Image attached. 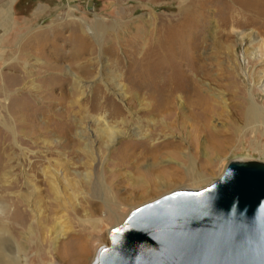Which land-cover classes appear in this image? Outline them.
I'll return each instance as SVG.
<instances>
[{
	"label": "rangeland",
	"instance_id": "rangeland-1",
	"mask_svg": "<svg viewBox=\"0 0 264 264\" xmlns=\"http://www.w3.org/2000/svg\"><path fill=\"white\" fill-rule=\"evenodd\" d=\"M241 5L0 0V199L22 264H75L82 251L92 264L132 209L205 187L231 160H264V17ZM198 66L194 77L214 87L204 86L206 118L184 93L171 116L152 110L157 88L186 87ZM250 98L263 111L257 125ZM103 117L124 132L109 146ZM136 131L171 143L135 158L146 146ZM148 158L159 159L149 175ZM162 168L181 181L154 186Z\"/></svg>",
	"mask_w": 264,
	"mask_h": 264
},
{
	"label": "water",
	"instance_id": "water-1",
	"mask_svg": "<svg viewBox=\"0 0 264 264\" xmlns=\"http://www.w3.org/2000/svg\"><path fill=\"white\" fill-rule=\"evenodd\" d=\"M109 241L92 264H264V161L231 160L205 187L137 206Z\"/></svg>",
	"mask_w": 264,
	"mask_h": 264
},
{
	"label": "bare ground",
	"instance_id": "bare-ground-1",
	"mask_svg": "<svg viewBox=\"0 0 264 264\" xmlns=\"http://www.w3.org/2000/svg\"><path fill=\"white\" fill-rule=\"evenodd\" d=\"M241 2H242L241 6H242V9L244 11L247 12V11L254 8L256 10V12L258 13V17H264V8L262 7V5L259 3L258 0H241ZM240 37L243 39L244 34L241 33ZM199 67L200 66H198L196 70L194 68L191 71V73L189 75H187V79L185 78L186 83H187L186 87L179 89L177 87H172V86H171V88H166V87L163 88L162 86H160L159 88H157L155 99H153L154 101L152 104L153 105L152 110L157 111L159 113L166 112L167 117H168V115L171 116L174 112L177 111V107L179 106V104L181 107L184 106L183 100H181L182 95H177L178 93H180V94L184 93L185 95H188V98L192 103V112L193 113L195 112V116L198 119L200 116L205 117L206 113L204 111H202V108H204L206 111L211 109L213 106V100L209 97V95L204 90V86H206L210 89H212L214 87H212L213 85L204 81L202 78L197 79L194 77V75L201 74V70ZM175 96H177L178 98L174 99ZM177 104H178V106H177ZM215 111H216V109H215ZM245 111L247 113L246 119H247V122L249 124H252V123L254 124L255 121H257L255 123V125H257V123L259 122L258 121L259 118L263 117L262 108L258 104H256V101H254V99H252V98H250V104L248 105V108ZM169 119H170V117H169ZM165 122H167V121H165ZM101 123L103 124V129L101 130V132H102V134H105L107 136L106 140H107L108 146H109V144L113 143L118 138V135H122L124 133L119 128H114V126L107 125L105 117H103V120L101 121ZM261 124L264 125V121H262ZM170 125H171V127L174 126V124H170ZM167 127H169V125H167V126L165 125V128H167ZM133 134L136 136H141L142 138H144L143 140H144L145 145H146L145 147H143V150H145V151L139 153L135 158H141L143 156L145 158L146 157L145 153L147 154L150 152H152V154H157L160 151V148H162L163 146H168L171 143L170 139H165V138L161 141H159L160 138H158L159 139L158 141H156L155 143H152L153 141L156 140V138H152L147 131H145V132L136 131ZM217 149H219V148H217ZM180 152H181V150L179 151L177 149V150L173 151L172 154H178ZM165 154H167V153L165 152ZM131 156H134V154L133 155L131 154ZM158 160L159 159H154V161H152L148 158V162H149V165L147 167V169H148L147 174L148 175L150 173L152 174L154 172L153 167L155 166L156 163H158ZM133 163H136V161L131 162V164H133ZM133 167L135 169H137L140 166H139V164H137V165L135 164V165H133ZM74 173L78 174L77 171ZM53 174L59 176L56 171H54ZM172 174H173V171L170 168H168V169L162 168V169H160V171L155 170V177L157 178V180L154 181V186H156V187L159 185L165 186V185H170L172 183H176V181H181L182 178H180V177L178 178L177 176L172 175ZM163 175L165 176L166 179L164 178ZM172 180H175V181L172 182ZM145 186L147 187V185H145ZM146 187L141 188V190L143 192H146ZM131 200H129V201H131ZM6 207H7V204L4 203V201H2L0 199V264H22L21 254L23 251V247H22L21 243L17 240L14 232L12 231V228L10 227V223L5 220V218H8V217H6V215H7V212L5 211ZM15 216H16V213L14 214V217ZM74 258L76 259V261L74 262L75 264H83V260L85 258L84 251L79 252L77 254V256Z\"/></svg>",
	"mask_w": 264,
	"mask_h": 264
}]
</instances>
